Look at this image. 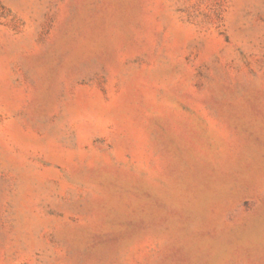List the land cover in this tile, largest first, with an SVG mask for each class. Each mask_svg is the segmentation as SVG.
Wrapping results in <instances>:
<instances>
[{
    "label": "rangeland",
    "instance_id": "rangeland-1",
    "mask_svg": "<svg viewBox=\"0 0 264 264\" xmlns=\"http://www.w3.org/2000/svg\"><path fill=\"white\" fill-rule=\"evenodd\" d=\"M0 264H264V0H0Z\"/></svg>",
    "mask_w": 264,
    "mask_h": 264
}]
</instances>
